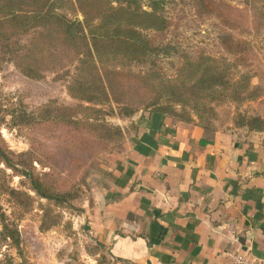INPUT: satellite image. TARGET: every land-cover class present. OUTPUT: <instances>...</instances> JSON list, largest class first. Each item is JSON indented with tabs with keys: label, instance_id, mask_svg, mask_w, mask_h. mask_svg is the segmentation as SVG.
Listing matches in <instances>:
<instances>
[{
	"label": "trees",
	"instance_id": "16d2710c",
	"mask_svg": "<svg viewBox=\"0 0 264 264\" xmlns=\"http://www.w3.org/2000/svg\"><path fill=\"white\" fill-rule=\"evenodd\" d=\"M196 2L200 14L214 15L231 29L251 36L264 30V0H242L243 8L233 12L213 0ZM162 4L163 0H0V44L11 45V59L24 75L41 77V67L53 66L55 59L60 67L76 63L67 90L81 103L85 118L70 121L62 110L59 120L77 128L90 126L91 131L100 133L94 141L77 139V149L84 156L61 158L60 164L74 162L79 168V163L88 159L105 138L122 136L121 128L102 121V116L129 118L139 110H148L198 126L203 131L199 143L205 146L213 143L218 130L219 108L262 95L264 85L252 84L251 79L257 75L248 69L254 51L250 41L224 34L220 45L232 58L203 52L191 56L176 44L164 42L170 21L163 14ZM163 56L179 60L171 78L162 73L158 64ZM136 65L144 69L134 71ZM238 118L231 116L230 120L251 130L264 129L258 116L239 114ZM41 122H50L49 116ZM0 164L25 177L31 191L55 205H70L77 197L71 190L53 188L1 145ZM6 182L0 168V193L26 210L30 197ZM42 216L40 230L57 225L60 219L59 215L50 217L46 210ZM20 239L15 222L0 205V242L9 241L17 249Z\"/></svg>",
	"mask_w": 264,
	"mask_h": 264
},
{
	"label": "rangeland",
	"instance_id": "374dc122",
	"mask_svg": "<svg viewBox=\"0 0 264 264\" xmlns=\"http://www.w3.org/2000/svg\"><path fill=\"white\" fill-rule=\"evenodd\" d=\"M213 1L230 7L231 12L243 8L242 0ZM162 7L164 16L170 21L164 42L176 44L191 56L203 52L213 57L232 58L221 47L220 38L231 34L235 38L246 39L254 49L248 69L257 76L251 82L264 85V30L251 36L231 29L214 15L200 14L196 0H163ZM143 8L147 9L146 6ZM77 17L81 18L80 15ZM148 35L152 36V32ZM10 48L9 44L7 47L0 44V145L12 154L13 159L21 160L26 168L40 175L53 188L71 190L77 197L70 201L71 206L55 205L31 191L25 177L0 164L6 183L30 197L25 210L7 194L0 193V205L7 217L15 222L21 238L17 249L9 241L0 242V264H116L106 246L88 232L83 212L97 189L112 180L110 168L119 162L118 155L127 150L124 146L127 140L143 129V119L149 112L139 110L129 118L116 114L102 116V121L121 128L122 136L105 138L88 154V159L79 163V168L74 162L60 164L61 158L84 156L77 149V139L94 141L100 133L92 132L90 126L77 128L72 123L59 120L62 110L70 121L85 118L86 112L79 107L81 103L67 90L76 63H65L60 67L55 59L53 66L44 64L47 66L41 67V77L32 78L16 66L15 60L11 59ZM54 56L57 57L55 52ZM178 62L176 56H163L158 64L162 73L171 78ZM143 69L141 65L133 67L134 71ZM258 77L263 80L259 81ZM239 114L258 116L264 122V90L255 100L219 108L216 123L217 131L235 132L240 136L256 132L264 136V129L251 130L230 120L231 116L238 120ZM47 115L50 122L42 123ZM21 154L26 155L18 157ZM44 210L50 217L59 215L60 219L57 225L40 230Z\"/></svg>",
	"mask_w": 264,
	"mask_h": 264
},
{
	"label": "crops",
	"instance_id": "0c3cea01",
	"mask_svg": "<svg viewBox=\"0 0 264 264\" xmlns=\"http://www.w3.org/2000/svg\"><path fill=\"white\" fill-rule=\"evenodd\" d=\"M83 218L116 264H232L264 258V136L146 113Z\"/></svg>",
	"mask_w": 264,
	"mask_h": 264
},
{
	"label": "built area",
	"instance_id": "2783aa9c",
	"mask_svg": "<svg viewBox=\"0 0 264 264\" xmlns=\"http://www.w3.org/2000/svg\"><path fill=\"white\" fill-rule=\"evenodd\" d=\"M232 264H264V258H254L246 256L242 253L231 255Z\"/></svg>",
	"mask_w": 264,
	"mask_h": 264
}]
</instances>
